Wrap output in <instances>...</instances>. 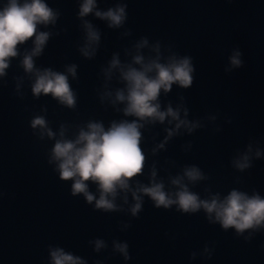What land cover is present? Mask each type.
Wrapping results in <instances>:
<instances>
[{
  "label": "water",
  "instance_id": "95a60500",
  "mask_svg": "<svg viewBox=\"0 0 264 264\" xmlns=\"http://www.w3.org/2000/svg\"><path fill=\"white\" fill-rule=\"evenodd\" d=\"M47 2L61 11L57 29L67 31L48 42L37 64L57 70L65 63L78 65L79 80L72 82L79 93L78 107L72 112L49 97L33 100L27 86L25 98L18 99L13 94L12 76L22 71L13 61L7 87H0V264H42L48 244L64 247L88 259V264L93 259L125 264L118 255L104 260L107 252L94 254L87 241L97 237L109 245L113 238L127 241L132 257L127 264H264L260 248L264 235L245 243L235 238L232 230L225 233L218 225H208L202 213L188 216L157 210L147 198L139 218L131 220L126 232L118 231L117 222L129 217L95 212L82 198L72 197L71 182L60 181L46 163L48 145L37 142L28 127L32 112L41 104H47L53 126L88 117L105 122L116 118L111 109L101 108L94 92L100 65L129 40L140 36L160 39L174 44L181 55H191L196 68L192 87L180 90L173 86L167 99L175 102L177 92L184 95L190 118L218 112L217 124L222 128L216 134L204 129L174 139L157 157L160 164L165 158L178 164H197L210 175L214 191L236 187L233 177L242 175L241 187H254L264 196V160L255 161L244 174L234 173L228 166L234 149L243 148L249 137L261 138L264 147V0H126V27L132 30V37L120 39L117 31L93 20L102 31V42L91 61L81 58L75 48L81 35L75 18L76 0ZM114 2L98 0L101 8ZM234 46L243 52L244 67L225 74L227 55ZM226 116L231 124L224 122ZM153 131L161 133L157 141L162 138L160 128ZM187 141H192L193 147L184 153L180 145ZM212 242L215 251L210 260L199 256L189 260L190 252L200 251L205 243L212 246Z\"/></svg>",
  "mask_w": 264,
  "mask_h": 264
},
{
  "label": "clouds",
  "instance_id": "9594fccd",
  "mask_svg": "<svg viewBox=\"0 0 264 264\" xmlns=\"http://www.w3.org/2000/svg\"><path fill=\"white\" fill-rule=\"evenodd\" d=\"M76 6L81 35L75 48L84 60H94L101 48L102 31L93 20L117 31L120 39L132 37V30L126 27V0H115L107 8L99 7L98 0H76ZM60 17V9L47 0L0 3V87H7L8 70L16 61L22 71L12 76L13 94L18 99L25 98L23 89L27 86L33 100L49 97L60 108L76 112L79 93L72 82L79 80L78 65L65 63L57 70L37 64L48 42L67 31L57 29ZM244 63L243 52L234 46L223 71L231 74ZM195 71L193 57L181 55L174 44L140 36L129 40L120 51H113L97 73L99 84L94 92L98 103L104 111L111 109L116 118L105 122L88 117L53 126L47 104H41L32 112L28 127L37 142L48 145L46 163L60 181L71 182L72 197L82 198L95 212L129 217L117 222L118 231L126 232L131 220L139 218L147 198L157 210L188 216L202 213L208 225H218L225 233L232 230L235 238L250 243L258 234L264 235V196L260 191L241 187L242 175L233 177L236 187L214 191L210 175L199 165L178 164L171 158H165L161 165L157 159L176 138L204 129L212 134L222 131L217 124L218 112L190 118L184 95L177 92L175 102L167 99L173 86L191 88ZM224 122L231 124L232 120L226 116ZM156 128L163 133L158 141L161 133L153 131ZM261 142V138L249 137L243 148L234 149L228 162L234 173H247L255 161L264 160ZM148 143L151 147L146 148ZM192 147V141H187L180 150L188 153ZM197 186H202L201 191L194 190ZM87 244L94 254L107 252L104 260L118 255L127 264L132 259L127 241L113 238L109 245L97 237ZM260 248L264 251V243ZM214 251V242L212 246L205 243L188 258L210 260ZM46 252L42 264H88V259L59 245L48 244ZM92 264L104 262L93 259Z\"/></svg>",
  "mask_w": 264,
  "mask_h": 264
}]
</instances>
